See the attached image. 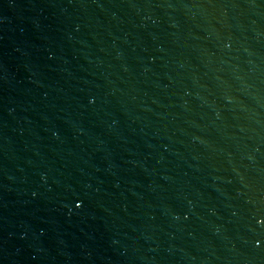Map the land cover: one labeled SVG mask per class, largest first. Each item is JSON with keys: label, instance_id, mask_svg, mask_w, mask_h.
<instances>
[{"label": "water", "instance_id": "water-1", "mask_svg": "<svg viewBox=\"0 0 264 264\" xmlns=\"http://www.w3.org/2000/svg\"><path fill=\"white\" fill-rule=\"evenodd\" d=\"M0 264H264V0H0Z\"/></svg>", "mask_w": 264, "mask_h": 264}]
</instances>
